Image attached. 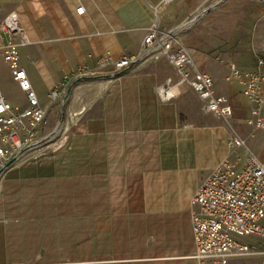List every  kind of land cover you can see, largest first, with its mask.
Wrapping results in <instances>:
<instances>
[{"label": "crops", "instance_id": "1", "mask_svg": "<svg viewBox=\"0 0 264 264\" xmlns=\"http://www.w3.org/2000/svg\"><path fill=\"white\" fill-rule=\"evenodd\" d=\"M162 1L0 0V24L16 12L29 35L20 63L46 106V124L55 126L62 111L81 115L78 141L98 146L93 153L17 162L3 172L0 264H198L192 198L219 162L246 159L245 149L234 152L228 138L236 133L264 162V126L248 123L251 104L240 81L228 78L231 62L247 70L256 60L242 47L219 44V37L232 36L217 21L233 1L223 2L222 12L205 13L184 34L195 66L229 99L228 121L203 109L196 90L178 83L165 57L115 77L113 65L98 68L75 86L63 109L60 98L50 96L66 74L95 68L106 52L112 60L137 52L155 17L152 6ZM159 19L163 24L167 16ZM8 68L0 48L2 89L12 104L25 107L26 93ZM92 176L98 185L118 188L113 203L91 200ZM91 208L118 209V216L92 222ZM106 257L115 259H95Z\"/></svg>", "mask_w": 264, "mask_h": 264}, {"label": "built area", "instance_id": "2", "mask_svg": "<svg viewBox=\"0 0 264 264\" xmlns=\"http://www.w3.org/2000/svg\"><path fill=\"white\" fill-rule=\"evenodd\" d=\"M163 2V1H162ZM160 2L152 6L154 20L148 27L137 52L112 60L109 51L98 59L95 68L81 66L66 74L50 92L52 98L67 101L66 86L83 76L98 75V68L108 64L112 75L132 71L141 64L167 58L176 68L179 84H187L200 96L203 109L228 121L233 113L229 99L215 90L213 77L200 71L190 50L181 44L177 34L159 25ZM85 10L77 7L78 13ZM0 48L9 69L25 91V107L12 104L0 83V177L9 167L22 160L41 142L40 129L47 122V111L32 87L26 70L20 63L19 48L30 42L25 27L16 12H10L0 24ZM228 78H236L251 104L248 123L254 128L264 126V59L258 57L254 68L241 69L229 64ZM68 90V88H67ZM227 144L246 152L244 164L238 158L227 157L207 174L192 198V223L195 243L194 257L198 264H230L232 258H261L264 264V162L250 150L246 141L236 133Z\"/></svg>", "mask_w": 264, "mask_h": 264}, {"label": "rangeland", "instance_id": "3", "mask_svg": "<svg viewBox=\"0 0 264 264\" xmlns=\"http://www.w3.org/2000/svg\"><path fill=\"white\" fill-rule=\"evenodd\" d=\"M225 1H233L234 5L230 6L227 12L225 11L226 15L223 14L225 12L220 13L221 16L218 17L217 28L225 29L227 33H232V36L226 38L219 37V44L231 47H242L249 58L257 60L258 57H261L264 59V0H163L160 6L159 18L165 14L167 21L162 24L159 19V25L166 31L172 30L173 33L177 34V38L181 44L189 49L184 34L194 28L197 24L196 22L201 20L205 13L211 11L215 13L222 12L221 6L225 4L223 3ZM196 3H198V6L195 8L194 5ZM5 72L4 74H6ZM114 72L115 70L113 69ZM112 76L115 77L118 74L115 73ZM89 77L93 78L91 76H83L66 86L67 100L75 86ZM66 102L62 104L61 101L62 109L65 107ZM80 116L77 114L69 116L67 112L62 111L58 115V121L55 126H51L49 123L44 125L39 132L41 142L36 148L28 151L22 157V160L19 161V166L39 163L40 159L49 157L51 154H65L68 152L82 153L86 149L91 153L97 152L98 146L96 144L83 146L78 141V138L82 137L84 133L83 119ZM96 179V176H92L94 182H92L91 186V200H101L108 204L113 203L118 198V188L106 186L105 184L98 185L95 183ZM75 211L86 212L87 210L80 209ZM90 216L92 217V222L96 220L94 218L118 216V209L91 208ZM95 259L115 258L106 257ZM258 262L259 258L257 257L242 258L239 260L235 258L234 264H258Z\"/></svg>", "mask_w": 264, "mask_h": 264}]
</instances>
